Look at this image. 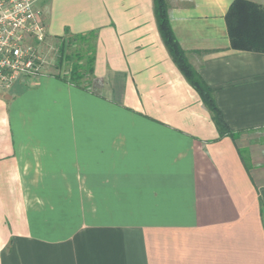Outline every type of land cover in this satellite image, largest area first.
Returning <instances> with one entry per match:
<instances>
[{"label": "crops", "instance_id": "1", "mask_svg": "<svg viewBox=\"0 0 264 264\" xmlns=\"http://www.w3.org/2000/svg\"><path fill=\"white\" fill-rule=\"evenodd\" d=\"M232 1L166 0L221 137L152 0L38 1L47 40L95 34L93 75L0 92V264H264V54L230 49Z\"/></svg>", "mask_w": 264, "mask_h": 264}, {"label": "trees", "instance_id": "2", "mask_svg": "<svg viewBox=\"0 0 264 264\" xmlns=\"http://www.w3.org/2000/svg\"><path fill=\"white\" fill-rule=\"evenodd\" d=\"M152 3L158 34L171 60L209 111L219 136L231 135L215 104L213 90L190 66L185 52L174 36L169 22L166 0H152ZM225 24L230 49L264 54V7L249 0H233L225 14ZM94 39V33L71 34L67 30L64 35L57 37L59 44L57 67H61L64 62L72 65L69 73L55 76L73 86L82 87L80 81L93 75ZM77 44L81 47L75 50ZM83 52L86 54L83 55ZM83 59L86 61L85 65L80 63ZM240 157L245 164L247 156L240 152Z\"/></svg>", "mask_w": 264, "mask_h": 264}, {"label": "built area", "instance_id": "3", "mask_svg": "<svg viewBox=\"0 0 264 264\" xmlns=\"http://www.w3.org/2000/svg\"><path fill=\"white\" fill-rule=\"evenodd\" d=\"M39 0H0V92L45 74L47 30Z\"/></svg>", "mask_w": 264, "mask_h": 264}, {"label": "rangeland", "instance_id": "4", "mask_svg": "<svg viewBox=\"0 0 264 264\" xmlns=\"http://www.w3.org/2000/svg\"><path fill=\"white\" fill-rule=\"evenodd\" d=\"M263 1V0H261ZM58 42L57 41H54V40H47V44H45L43 47H42V51H43V56H44V59L46 61V67L44 69V71L47 70L48 67H50V69L55 66L57 69H59V73L62 75V74H67L69 73L70 71V68H71V63H67V62H64L62 64L61 67H57V59H58ZM76 47V48H75ZM75 50H78L81 46L80 45H75ZM69 52V51H68ZM86 52H83V55H85ZM85 59L81 60L80 63L82 65H85ZM89 79V77H88ZM87 80H83V81H80V83L82 84V86H85L86 85V82ZM260 137H264V132H262L261 134H259Z\"/></svg>", "mask_w": 264, "mask_h": 264}]
</instances>
